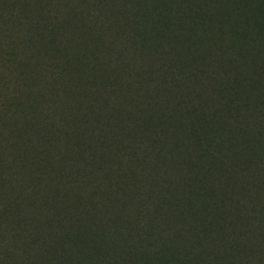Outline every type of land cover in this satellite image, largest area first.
Wrapping results in <instances>:
<instances>
[{
	"label": "trees",
	"instance_id": "16d2710c",
	"mask_svg": "<svg viewBox=\"0 0 264 264\" xmlns=\"http://www.w3.org/2000/svg\"><path fill=\"white\" fill-rule=\"evenodd\" d=\"M210 1L180 2L169 21L182 62L169 70L151 53L146 72L134 61L136 74L165 83L164 110L173 101L190 109L185 126L170 117L144 145L117 121L86 135L82 124L61 131L56 115V133H41L53 101L44 98L39 118L17 101L29 89L56 98L43 83L62 79V32L86 18L105 31L130 21L126 42L141 47L145 5L123 3L111 20L90 0H0V264H264V0H238L240 29L216 19ZM106 190L122 195L117 205Z\"/></svg>",
	"mask_w": 264,
	"mask_h": 264
},
{
	"label": "rangeland",
	"instance_id": "374dc122",
	"mask_svg": "<svg viewBox=\"0 0 264 264\" xmlns=\"http://www.w3.org/2000/svg\"><path fill=\"white\" fill-rule=\"evenodd\" d=\"M44 1L46 0H42V2ZM137 1L90 0L103 11V14L105 12L110 19H116L117 11L121 9L120 7L123 3L130 5L135 3L136 7L137 5H145L141 9L137 7L139 24L135 25L139 27L136 32L143 37L141 40L143 45L141 47L139 46L140 41L126 42L127 39H131L133 34H135L133 32L134 27L129 23L130 21L123 23L117 31L115 30V25L105 31L104 27L101 30L97 25H90L92 23L86 18L84 21H80L79 28H74L72 32L68 33L62 32V40L68 43V48L65 51H61L60 47L56 51V58L59 60H57L55 65L57 69L63 71L61 72L62 79L57 83H43V87L49 88L48 91L51 92V96L54 95L56 98H50L48 93L40 95L36 91L29 89V92L23 93L22 97L17 101L18 104L20 103L23 106L21 108L24 111L28 113L35 111L34 116L38 118L40 116L43 117L45 114L42 111L44 110L42 107L46 105L44 98L50 99V103L53 101L54 108L49 109L54 115L53 121L46 122L41 129V133H56L58 123L56 115L57 118L64 116V125L61 131L78 133L76 131L82 130L83 127L80 126L82 124L84 126L83 129L87 131L86 135L90 131H95L97 134L103 133L107 127L117 121L115 125L122 126L120 130L123 131L124 135L126 134L127 140L142 141L144 145L148 139L151 138L153 140L155 138L154 133L161 129L160 127L169 124L170 117H177L173 119L174 121L171 120L177 126H185L184 117L190 109L181 108L173 101L164 110L167 106L166 95L168 94L167 91H164L166 85L163 84L165 83L158 79L152 80V76L146 78V75L143 74L144 78L136 74L133 65L135 61L136 68L142 66V70L146 72L149 65H153L155 68V64L151 63V53L159 54L156 64H159L160 58H164L169 62V70L174 66V62H182L185 57L178 55L179 49H174L172 46L173 42L171 40L174 41L173 39L175 38H173L174 33L171 30L173 25L169 21L176 19L177 8H179L178 3L181 2L182 5L192 6L197 9V5L204 0ZM237 2L238 0H212L209 5L211 11L215 13L216 19L222 20L223 25L240 29L241 27L238 26L242 22L243 27L245 22L244 16L240 13L237 14L234 10ZM102 21L103 24L106 23L105 20ZM198 38L193 35L192 38L191 36L189 37L191 41ZM179 39L182 41L181 37ZM133 42L138 44H133ZM82 44H85L84 47H82ZM204 48L206 47L201 50L203 51ZM203 53H207L206 49ZM248 59L246 58V62ZM110 61L115 63V65L109 64ZM19 70L21 71V69ZM45 77H47V73ZM163 79L166 78L163 77ZM37 80L39 81L40 78ZM39 83L41 82L39 81ZM194 86L198 90V86ZM207 89L210 91V84H208ZM207 89L201 93L200 99L209 98ZM8 95L6 98H8ZM0 97L5 98V92H1ZM191 101L197 102L195 100ZM197 104L200 103H193V106L200 107ZM38 108L41 109L37 111ZM114 116L115 119H113ZM108 120L109 122H107ZM187 126L189 127V122L186 128H188ZM131 127L133 130H130ZM189 141L188 145L190 144V147L196 146L192 139ZM140 148H142V145ZM152 158L153 160L157 159L153 155ZM132 164L135 166L134 163ZM141 169L144 170V173L150 174V179L155 176L154 171H149L148 167L141 166ZM169 170L171 169H168V172ZM105 192H108L107 194L111 199L109 204L115 206L120 202L117 198L122 199V195L118 193L115 195L113 193L109 194L108 190ZM105 205L103 209L106 211L108 204ZM124 224L123 222L122 225ZM249 234H252L253 239H256V241L260 238L257 236L256 226L252 227ZM217 242L220 244L223 241L219 238ZM214 246V244L211 245V248L215 250L214 253L220 252L219 246L216 245V248H213ZM59 250L60 248L57 247L55 251L59 252Z\"/></svg>",
	"mask_w": 264,
	"mask_h": 264
}]
</instances>
